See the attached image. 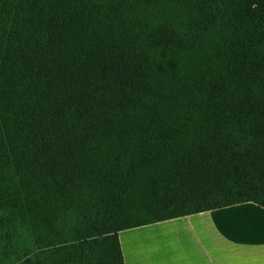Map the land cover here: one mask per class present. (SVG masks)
<instances>
[{
	"label": "trees",
	"instance_id": "16d2710c",
	"mask_svg": "<svg viewBox=\"0 0 264 264\" xmlns=\"http://www.w3.org/2000/svg\"><path fill=\"white\" fill-rule=\"evenodd\" d=\"M264 208V0H0V264H124L118 233Z\"/></svg>",
	"mask_w": 264,
	"mask_h": 264
},
{
	"label": "crops",
	"instance_id": "0c3cea01",
	"mask_svg": "<svg viewBox=\"0 0 264 264\" xmlns=\"http://www.w3.org/2000/svg\"><path fill=\"white\" fill-rule=\"evenodd\" d=\"M118 239L124 264H264V208L244 203L123 230Z\"/></svg>",
	"mask_w": 264,
	"mask_h": 264
},
{
	"label": "rangeland",
	"instance_id": "374dc122",
	"mask_svg": "<svg viewBox=\"0 0 264 264\" xmlns=\"http://www.w3.org/2000/svg\"><path fill=\"white\" fill-rule=\"evenodd\" d=\"M221 215H224V214H221Z\"/></svg>",
	"mask_w": 264,
	"mask_h": 264
}]
</instances>
